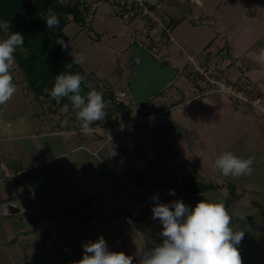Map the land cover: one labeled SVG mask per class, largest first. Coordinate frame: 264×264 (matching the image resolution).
<instances>
[{
    "label": "crops",
    "instance_id": "crops-1",
    "mask_svg": "<svg viewBox=\"0 0 264 264\" xmlns=\"http://www.w3.org/2000/svg\"><path fill=\"white\" fill-rule=\"evenodd\" d=\"M206 1L151 3L174 40L160 29L157 42L161 48L176 45L223 67L232 81L249 78L264 98V60L259 59L264 30L259 19H252L251 27L242 22V15L228 13L240 9L227 5L229 0H210L216 7L209 12L204 9ZM185 4L207 13L203 10L187 21L192 10L184 16L173 11ZM209 24L215 28L212 34L203 26ZM160 55L168 58L162 51ZM169 59L179 68L180 61ZM12 74L17 92L0 105V264H77L83 245L100 236L109 251L140 259L141 253L162 243V225L152 218L154 196L160 203L182 200L192 208L201 200H223L230 213L258 215V223L264 224V115L244 102L217 92L204 94V85L184 80L169 84L165 88L171 92L162 90L126 121L118 120L109 135L99 132L103 127L99 122L95 133L81 132L57 116V102L48 101L52 107H45V99L32 100L24 92L17 63ZM179 76L184 79L181 72ZM226 151L253 157L251 174L223 177L213 164ZM190 177L220 187L190 193L186 189ZM170 189L175 195L168 194ZM87 198L94 211L85 221ZM147 208L149 214L140 221L123 213L138 217ZM242 221L234 217L232 224L240 227ZM238 248L242 264H247L248 247L241 241Z\"/></svg>",
    "mask_w": 264,
    "mask_h": 264
},
{
    "label": "clouds",
    "instance_id": "clouds-1",
    "mask_svg": "<svg viewBox=\"0 0 264 264\" xmlns=\"http://www.w3.org/2000/svg\"><path fill=\"white\" fill-rule=\"evenodd\" d=\"M59 23L56 14L46 18L48 29L59 26ZM10 28L8 20H0L3 33L0 37V105L6 104L17 92L12 74L16 65L14 53L25 42L24 35L10 32ZM56 42L62 49L67 47L63 40ZM72 57L69 68L86 59L83 53ZM259 59L264 60V49L260 50ZM82 85L90 88L86 95H82ZM46 91L57 103L67 98L85 130L106 115L103 94L91 88L84 75L60 72L55 76L53 87ZM64 108L67 110L68 104ZM253 161V157L244 159L226 151L216 157L213 167L223 177L239 178L251 174ZM168 194L175 195V192L170 189ZM152 199V218L158 219L162 225L159 233L162 243L143 252L138 264H242L238 245L245 233L238 226L234 227L232 221L234 217L244 220V212L230 213L223 200H201L192 208L182 200L166 204L160 203L157 196ZM77 264H133V257L122 251H109L105 239L100 236L95 242L83 245V256Z\"/></svg>",
    "mask_w": 264,
    "mask_h": 264
},
{
    "label": "rangeland",
    "instance_id": "rangeland-1",
    "mask_svg": "<svg viewBox=\"0 0 264 264\" xmlns=\"http://www.w3.org/2000/svg\"><path fill=\"white\" fill-rule=\"evenodd\" d=\"M148 1L150 2L149 6L151 10H154L152 7L153 6L152 4H156L158 0H148ZM259 1L260 3L255 0H229V2H227V5L237 6L234 8H240V9H237V10L233 9L234 11H231L228 13L229 14L233 13L236 16H240V17L242 15L243 16L242 22L244 23L246 22V24H251V27L252 25L254 26V23H253V20H255L254 18H258L259 19L258 22H260L259 23L260 28L261 30H264V0H259ZM62 2L64 4H73L74 0H62ZM180 6L181 5H178V6L176 5V7L173 10L174 12H176V14H179L180 16H184L187 9L192 10V13L188 14L189 16H185V19L187 21H190L191 19H194V18H198L200 15H202V11L204 9L207 12H209V9H211V7L213 6L214 8L216 7L215 3L211 2L210 0L206 1V6L204 7V9L197 8L198 6H195V5L190 6L188 4H185L183 8ZM246 7L248 8V10H245ZM161 8L165 10L167 9V7H165L164 4L161 5ZM205 10L203 13H207L205 12ZM154 13H158V12L154 10ZM47 14L50 15L52 14V12H49ZM89 14L90 13H88L86 17L87 23L85 24V26H81L80 24L73 22L71 19V16H69L70 23L63 30L62 34L60 35V38L67 45V47L64 48L67 54H69L70 56H75L79 53L84 54L86 59L80 65L86 73L91 74L92 80L90 81V84L92 86H98L102 94H108L109 93L108 90L113 91V92H118L122 88L125 89L124 87H122L121 83L123 82L125 78H128L132 74L131 69L128 66L129 62H128L126 55L130 52V45H131L133 36L138 31L140 32V34L138 35L137 33V37L141 39L142 43L145 46L147 47L149 46L150 52L156 58H158L157 57L158 55L159 56L158 59L162 61V57L160 55V52L162 51L164 52L166 57L168 58L171 57L172 59L181 62L179 64V68H180V72L184 79L178 76L172 83L182 84V82L185 80V83L195 84L199 81L197 78L193 76L194 74L192 72V68L190 64L187 63V65L190 66V69L189 67H186L184 65L185 60L187 61L188 55L190 59H192L193 61H198V62L203 63V61L199 59V55L196 53H184L176 45L167 44V45H164L163 48H161L162 44L157 42V39L155 38L156 36L155 33H154L155 35L153 36V38L149 37L153 32V29L151 28L156 27L157 24L149 22V21H145L140 18L124 20L118 16L115 10V6L113 4L107 1L105 2L103 0L98 2L95 11H93L90 14V16ZM158 15L159 14H157V16ZM160 19H161L160 21H163L165 23V19L161 17ZM142 26H145V27H143L142 29L141 28ZM203 26L205 28H209L210 34L214 33L215 31L214 26H210V24L203 25ZM186 49L188 48L186 47ZM186 51H189V49ZM21 74H22V71H21ZM21 74H19V76ZM225 75L228 76L226 72H225ZM21 76H23V74ZM252 82L253 81H251V83ZM198 83L201 84V82H198ZM110 86L112 87L111 88L112 90L109 89ZM22 87H23L24 92L28 93L29 97L33 100V98H35V95L32 92V90L29 87H27L25 81ZM251 89H252L251 90L252 96H258V95L261 96L257 87L253 83H252ZM163 90H167V89L164 88ZM171 91L172 89H168L165 92H171ZM41 99L43 98H39V100ZM44 99H45L44 100L45 107L46 106L52 107L48 105V101H52V98H44ZM128 101H129V104L132 103L130 97L128 98ZM114 108L115 107L109 106L107 104V107L105 109L106 115L104 119L102 121H98L99 123H102V126H103L101 127V129H99V132H101L102 134L109 135L110 132H113L115 130L113 129V127H115L114 125L116 122H119L118 120L126 121V119L130 117V115L127 117H123L121 113L117 115L113 114L111 110H113ZM132 109L133 110L136 109L134 108L133 104H132ZM55 110H56L57 116L67 118L66 120L73 125L72 127L73 129H76L81 132L86 131V132L95 133L96 131L95 128H100L99 123L95 122L89 127V129L87 130L83 129L81 127L80 121L76 118V114H75V111L72 109V105H68L67 110H65L63 105H60V106L57 105ZM70 116L71 118H69ZM61 122L63 123V121ZM260 172L262 171L258 170L256 171L255 174L259 176ZM262 174L264 176V172H262ZM263 190L264 188L261 190V192ZM249 206H251V203H249ZM86 208H87V205H86ZM246 218L241 222V225L239 228L240 229L246 228V225L248 224L253 226V228L247 227L246 229L243 230L245 235L242 241L248 247L247 248V253H248L247 264L248 263L249 264L250 263L251 264H264V229L261 230L264 224H262L263 222L258 223L259 222L258 215H249ZM130 256L133 257V264H138L139 259L135 260V257H134L135 254H130Z\"/></svg>",
    "mask_w": 264,
    "mask_h": 264
},
{
    "label": "trees",
    "instance_id": "trees-1",
    "mask_svg": "<svg viewBox=\"0 0 264 264\" xmlns=\"http://www.w3.org/2000/svg\"><path fill=\"white\" fill-rule=\"evenodd\" d=\"M255 1L260 3L259 0ZM89 11V6L83 4L80 0H74L73 4H64L62 0H0V20H8L11 24L9 31L20 32L25 37L24 45L19 47L14 55L27 87L32 90L37 99L51 98L46 89L53 87L55 76L60 72L84 75L87 84L100 92L98 86L90 84L91 74H87L80 64H72L71 68L68 67L72 63L73 57L67 54L61 48V45L56 42L58 39L62 40L60 35L70 23L69 16H71L73 22L85 26ZM49 12L56 14L60 20L59 26L52 29H48L46 24V18L52 15H48ZM0 36L3 37L2 31H0ZM147 48L150 51L149 46ZM89 90V87L82 85V95H86ZM108 91L109 93L103 94V97L106 104L115 107L111 110L112 113L115 115L121 113L123 117L129 116L133 111V103L116 104L114 102L116 92ZM52 100L57 102L54 99ZM65 104L71 105L67 98L61 99L58 103L59 106ZM188 183L186 189L190 193H205L217 190L220 187L218 184L196 182L194 177H190ZM228 189L232 195H235V188L232 184H228ZM85 203H87V208L84 211L83 219L87 221L92 218L91 213L94 211V206L89 198L85 200ZM149 212L150 209L147 208L138 217H133L127 212L123 213L127 219L140 221Z\"/></svg>",
    "mask_w": 264,
    "mask_h": 264
},
{
    "label": "built area",
    "instance_id": "built-area-1",
    "mask_svg": "<svg viewBox=\"0 0 264 264\" xmlns=\"http://www.w3.org/2000/svg\"><path fill=\"white\" fill-rule=\"evenodd\" d=\"M83 4L89 6L91 14L95 11L96 6L99 1L102 0H80ZM107 1L115 6L116 13L119 17L124 20H129L133 18H140L145 21H149L157 24L156 27H152L153 36L160 29L165 31L169 40L172 42L173 38L170 31L166 28L165 23L160 21V17L157 16V13H154V10H151L148 0H103ZM95 2V3H94ZM89 14V16H90ZM88 15V14H87ZM155 33V34H154ZM187 63L190 64L193 72V76L197 78L204 85V94L209 92H217L222 95L228 96L234 102H244L249 105L253 110L259 114L264 113V98L261 96H252L251 95V86L252 83L248 78H241L239 81H232L228 76L225 75L224 69L217 64H210L206 62H198L190 59L189 55L187 56ZM129 94L127 91L120 90L116 92L114 96V102L116 104L129 103L128 101Z\"/></svg>",
    "mask_w": 264,
    "mask_h": 264
},
{
    "label": "water",
    "instance_id": "water-1",
    "mask_svg": "<svg viewBox=\"0 0 264 264\" xmlns=\"http://www.w3.org/2000/svg\"><path fill=\"white\" fill-rule=\"evenodd\" d=\"M132 74L123 80V85L134 108L141 107L157 93L172 83L180 69L169 58H156L135 33L126 55Z\"/></svg>",
    "mask_w": 264,
    "mask_h": 264
}]
</instances>
